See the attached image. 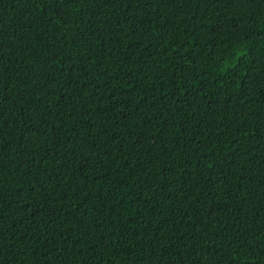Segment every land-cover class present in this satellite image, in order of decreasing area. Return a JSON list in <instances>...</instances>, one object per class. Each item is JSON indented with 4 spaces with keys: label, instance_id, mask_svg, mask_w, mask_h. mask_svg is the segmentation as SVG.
Instances as JSON below:
<instances>
[{
    "label": "trees",
    "instance_id": "trees-1",
    "mask_svg": "<svg viewBox=\"0 0 264 264\" xmlns=\"http://www.w3.org/2000/svg\"><path fill=\"white\" fill-rule=\"evenodd\" d=\"M0 264H264V0H0Z\"/></svg>",
    "mask_w": 264,
    "mask_h": 264
}]
</instances>
